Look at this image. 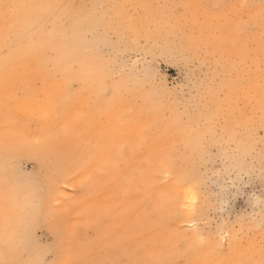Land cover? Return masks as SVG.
Instances as JSON below:
<instances>
[{"label":"rangeland","instance_id":"obj_1","mask_svg":"<svg viewBox=\"0 0 264 264\" xmlns=\"http://www.w3.org/2000/svg\"><path fill=\"white\" fill-rule=\"evenodd\" d=\"M82 1L91 24L80 23L87 44L84 52L95 56L108 71L106 86H124L121 99L127 102V113H138L132 117L146 133L139 146L127 151L129 158L136 157L133 165L139 170L127 182L136 191L132 195L136 200L130 196L122 210L128 208L130 215L136 214L142 202L154 200L157 188L177 201L180 195L173 184L180 187L179 182L192 180L200 188L197 194L188 185L196 197L199 219L195 225L191 217L183 222L168 220L167 226L172 228L165 254L168 264H202L204 255L194 252L210 238L218 240L223 257L226 239L231 236L244 245L256 243L255 252L245 258V264H255L257 253L264 256V147L257 140L253 147L256 156L250 152L225 158L223 150L231 154L234 149L233 141L224 138L229 134L226 130L235 140L244 137L239 117L253 119L256 137H262V129L257 128L261 112L256 103H246L250 94L246 83L247 72L264 65V21L260 16L264 0ZM4 3L22 7L9 11L8 19L0 9V58L20 55L24 67L17 70L18 80L12 88L17 103H0L1 159L7 179L20 176L30 185L39 183L40 176L48 181L43 185L47 199H41L43 224L30 232L20 227L6 234L0 247L9 250L10 264L26 263L32 255L73 264H149V254L156 247L141 242L131 247L129 239L134 237L123 233L113 213V201L104 198L110 197L112 178L103 172L100 103H71L69 121L66 117L58 132L53 129L47 136L42 131L43 127L52 129L53 124L42 123L38 115L42 103L36 100V0H0ZM79 19L83 22V15ZM250 60L255 65L250 67ZM231 90L235 93L228 94ZM147 99L155 103L152 109L145 104ZM49 104L53 111H61L55 103ZM204 112L208 116L197 119ZM227 112L233 114L229 124L221 116ZM185 128L188 131L181 134ZM198 130L200 134H196ZM161 131L166 139L160 137ZM41 135L47 139L41 140ZM39 140L46 152V169L29 154ZM187 145L203 148V156L190 155ZM240 159L245 164L242 170L233 165ZM165 167L169 170L163 173ZM184 168L187 175L183 172L179 178L177 172ZM141 229L145 230L140 236L148 239L146 224ZM118 245L125 248L117 250ZM45 248L55 254L44 255ZM215 264L237 262L219 260Z\"/></svg>","mask_w":264,"mask_h":264},{"label":"bare ground","instance_id":"obj_2","mask_svg":"<svg viewBox=\"0 0 264 264\" xmlns=\"http://www.w3.org/2000/svg\"><path fill=\"white\" fill-rule=\"evenodd\" d=\"M83 4L82 0H36L35 15L39 28L37 42L39 54L37 63L38 94L36 100L37 103H42L38 115L42 123L51 122L53 124L52 129L43 127L42 131H46L47 136L53 132V129L58 132L66 117L69 121L68 111L70 108L68 106L71 103H100L104 114L103 129L99 137L104 157L103 172L109 173L112 178L110 197L104 198L106 202L107 199L110 202L113 201V213L117 222L120 223L123 233L125 230L130 238L131 236L134 237V239H129L130 241L132 240L129 245L132 247L136 242L137 245L141 242V245L145 246L148 243L149 247L154 246L156 249L149 254L147 263L168 264L165 254L168 251L172 228L167 226V222L168 220L176 219H180L183 222L186 217L190 218V216L186 214L187 210L183 207L180 208L179 212L177 211L175 196L170 195L167 198L166 193L162 190L159 191L158 188L155 191L156 197H154V200L152 198L148 202H142L136 209V214L130 215L128 208L122 210L123 206L127 207L125 203L130 200V196L136 192L128 186L130 184L127 182L132 179V174L135 170H139L138 167L133 165L136 157L129 158L127 151L139 146L146 133L140 131V128L136 126L135 119L132 117L136 113H127V102H123L121 99V92L124 91V86L122 87L121 83H113L106 86L105 81L108 71L94 59L95 56L91 57L84 52L87 44L84 36L82 37L83 31L80 23L90 24V19L85 16ZM82 15L84 17L83 22L79 19ZM93 20L100 23L99 18H93ZM92 25H95V23ZM21 58L23 57L20 55H11L5 59L0 58V103H17L13 100L12 88L13 83L18 80L16 76L17 70L24 67ZM253 65H255V62L250 60L249 66ZM247 77L246 88L250 94L246 97V103H249V106H251L250 103H256V109L261 112V119L258 120L257 128L262 129V137L260 139L256 137L257 129L253 127V119L248 118V120L244 121L239 117V121H242L245 127L244 137L235 140L231 138L230 130H226L229 134L224 138L228 141H233L234 149L231 154L227 150H223L225 158L232 155L233 157H241L250 152L253 156H256L253 147L257 140L264 147V65L262 69H257L256 67L255 69H250L247 72ZM5 82H8L7 86H4ZM73 88L75 89L74 91H72ZM233 93L235 92H232V90L228 91V94ZM209 98L214 101V96H209ZM147 101L145 104L152 109L155 103H149V99ZM49 103H55V106L61 111L57 113L56 108L53 111ZM229 112L225 113V115L219 114L227 124L233 119V114ZM208 113L199 114L197 119L207 117ZM187 128L181 130V134L184 131H188ZM200 133V130L196 131V134ZM166 135L164 131H161L160 137L166 139ZM200 138L197 137L196 140L198 141ZM40 139L46 140L47 138L45 135H41ZM41 145L42 142L39 140L35 150L29 152V154H32L33 159L43 169H46V163L43 159V156H46V152L42 150ZM3 147L4 145L0 142V239L5 238L6 234L15 232L20 227L26 232H30L34 227L43 224L45 208H42L41 199H47L43 195L45 193L43 185L48 181L47 177L40 176L39 183L35 182L30 185L27 181L22 180L20 176L12 180L7 179L5 174L6 167H4L5 162L1 159V149ZM187 148L190 155L195 158L203 156V153H201L203 148L196 150L191 145H187ZM188 162L191 165L195 163L190 159ZM233 165L239 170L245 168V164L241 159L234 161ZM168 170L165 167L163 173ZM180 170L178 172L175 170L179 178L184 173L185 176L187 175L186 168ZM146 171L147 168H145ZM143 176L146 178L145 173ZM173 185L182 199L186 194L189 196L193 195L190 187L182 188L176 184ZM132 200H136L135 197L133 198L132 196ZM184 202H187L186 199ZM119 213L120 215L118 216ZM180 213H185L186 215L182 216ZM145 224L148 227L146 230L148 239L140 236L145 229L139 230V226H145ZM6 239L7 237L4 241ZM226 243L227 254L223 257L220 255L221 251L216 238H210L203 242L200 245V249L194 254L204 255L206 264H215L219 260L245 264V258L254 253L257 248L254 241H249L244 245L236 240L234 236L228 237ZM172 245L174 246V243ZM124 248L125 246L123 245L117 246V250L120 251ZM9 255L7 248L0 247V264H10ZM35 259H39V257L36 258L32 255L27 257L26 261L29 262ZM261 261H264V256L261 253H257L255 264H261ZM27 262L24 264H27ZM202 262L203 260H199V263ZM69 264H73V261L69 262ZM169 264H172V262Z\"/></svg>","mask_w":264,"mask_h":264},{"label":"snow or ice","instance_id":"obj_3","mask_svg":"<svg viewBox=\"0 0 264 264\" xmlns=\"http://www.w3.org/2000/svg\"><path fill=\"white\" fill-rule=\"evenodd\" d=\"M20 7H22V6L18 5V4H13V3L0 4V9L3 10V15H4L5 19L9 18L8 17L9 11L18 9ZM260 16H261V20L264 21V6L261 7ZM179 183H180V187H182V188H187L188 185L191 184L192 188L195 190V193L198 194L200 192V188L192 180L182 181ZM236 195L239 196L240 193L237 192ZM261 197H262L261 203H262V205H264V192L261 193ZM185 199L187 202H184ZM177 201H178L177 202V211L179 212L181 207L186 209L187 210L186 214L191 217V223L193 225H195L199 219V214L197 212L198 205L196 203L195 196L194 195L189 196L186 194L183 199L180 197H177ZM180 214L183 215L185 213H180ZM262 214H264V207H262ZM52 231L55 234L56 229L53 228ZM52 247L54 248L55 245H53ZM42 251H43V254L47 255V256L55 254L54 252L50 254L48 248H45ZM19 264H24V262H19ZM27 264H69V262H64V261H61L60 259L39 258V259H35V260L27 262ZM261 264H264V261H261Z\"/></svg>","mask_w":264,"mask_h":264}]
</instances>
